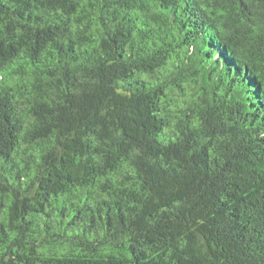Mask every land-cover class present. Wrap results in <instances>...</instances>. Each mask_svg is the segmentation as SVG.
<instances>
[{
  "label": "trees",
  "instance_id": "trees-1",
  "mask_svg": "<svg viewBox=\"0 0 264 264\" xmlns=\"http://www.w3.org/2000/svg\"><path fill=\"white\" fill-rule=\"evenodd\" d=\"M0 264H264V0H0Z\"/></svg>",
  "mask_w": 264,
  "mask_h": 264
}]
</instances>
